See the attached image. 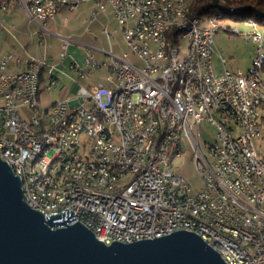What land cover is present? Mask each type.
<instances>
[{
  "label": "built area",
  "instance_id": "built-area-1",
  "mask_svg": "<svg viewBox=\"0 0 264 264\" xmlns=\"http://www.w3.org/2000/svg\"><path fill=\"white\" fill-rule=\"evenodd\" d=\"M87 1L93 3L87 23L110 11L116 28L102 26L107 39L118 30H126L130 37L139 35L150 50V60H143L132 43L118 53L107 50L102 60L87 50L82 65L75 60L69 63L71 89L62 86L57 99L42 103L40 93L49 92L57 84L55 65L44 58H21L10 52L0 56V157L20 177L22 196H27V203L37 205L45 219L55 216L54 221H79L95 228L105 244L153 238L155 232L169 227L188 231L197 228L209 246L228 258V264H262L261 255H247L243 245H235L227 235H212L205 220L195 217V210L208 207L220 224L241 232L244 242L264 247V234L253 236L239 230L231 223V213L239 212H231L221 203V196H229L221 193L226 177H233L242 186L244 199L250 201L243 179H239V172L246 169H253L264 201V169L253 152L254 139L264 136L255 126V118L264 114L258 85L246 90L248 98H254V116L252 122H245L233 102V94L227 93V86H232L226 80L228 69L216 71L213 66L211 28L192 25V15L189 21L177 25L189 24V32L179 36L182 51L172 49L173 57L159 62L164 40H172V32L169 37H162L164 23L177 14L172 0H125L127 4H138V11L125 13H117L113 0H22V7L45 30V24L62 8L75 9ZM158 1H167V8L158 9ZM179 5H185V0H179ZM0 8H7L6 0H0ZM225 21L221 20V28L226 27ZM245 24L256 27L248 20ZM177 26H171V31ZM38 37L44 41L42 31ZM248 39L261 43L259 33H249ZM191 46L200 48V57L191 56ZM256 53H264L261 45ZM59 56L65 59V52ZM198 61L210 63L214 86L204 87L197 77ZM220 62L225 64L222 59ZM20 64L25 66L14 68ZM105 65H112L120 73V80L105 75L93 88L81 82L97 69H105ZM180 65L188 66L187 83L193 97L200 100L199 110H191L190 104L181 102L178 92L175 104L166 102L169 86H176ZM33 71H41L42 79L33 78ZM111 84L120 85L115 106L105 102ZM20 106L32 111L28 119L21 115ZM93 110H104L107 122L96 120ZM164 117L175 121V135H168L163 129ZM201 120L215 127V139L207 143L222 156L221 182L211 181L209 164L197 158L206 177L199 191H189L180 173L165 163L156 149L155 138L165 135L167 144L178 142L181 149L185 142L196 157L193 126ZM239 128H246V135H239ZM51 134H58V143H51ZM82 134L85 139L81 141ZM25 158H32L35 171L25 169ZM121 171H130L128 182L123 187L105 188L108 176ZM204 191H212V200L203 199ZM186 192H195L196 202H189ZM184 206H191V214H184ZM217 208L227 209L226 219H219Z\"/></svg>",
  "mask_w": 264,
  "mask_h": 264
},
{
  "label": "bare ground",
  "instance_id": "bare-ground-1",
  "mask_svg": "<svg viewBox=\"0 0 264 264\" xmlns=\"http://www.w3.org/2000/svg\"><path fill=\"white\" fill-rule=\"evenodd\" d=\"M192 0H185V5H179V0H172V6H175V12L173 16L168 18V23H164L162 27V37H169L171 34V26H177L181 23L189 21V7ZM220 3H224L225 0H217ZM113 8L117 13L136 12L138 11V4H127L125 0H113ZM167 1H158V9H166ZM187 8V11H185ZM216 17V18H215ZM218 15H194L192 16V25L199 27H208L209 30V42L213 44V33L219 29ZM122 40L125 46H130L131 43L136 45V52L140 53V57L143 60H150V50L145 48L143 37L139 35L128 36L126 30H119ZM189 32V24H182L175 27L172 30V40H164L163 50L158 53L159 62H167L173 57V50L182 51V44H180L179 36ZM191 56L200 57V48L198 46H191ZM264 53L257 54L256 67L248 72H242L237 70L235 72L228 69L226 73V80L231 82L232 86H227V93L233 94V102H236V106H239V115L245 120V122H252L254 116V98H248L246 90H251L252 85H258L259 92L263 96L264 103V76H262L258 66L262 63ZM225 62L224 59H222ZM108 77L111 80H120V73L115 72L112 65H105ZM196 74L200 79L204 87L214 86L213 73L210 71V63L206 61H198L196 64ZM259 76V77H258ZM188 66L180 65L177 68L175 76L176 86H169V93H166L167 104H175V94L179 93V99L185 104H190L191 110L200 109V100L198 97H193L191 93V86L187 83ZM33 78L42 79L41 71H33ZM120 85L111 84L110 91L105 95V102L107 106H115V101L119 99ZM93 117L99 122H107V115L104 110H93ZM198 124L193 126V139L195 156H192L193 168L202 180L206 177V170L201 169V162L197 158H202L203 163L209 164L210 178L213 182H221V169L222 156H218L216 151L212 148L211 144L204 142L199 143L198 134L195 133ZM255 126L260 133L263 132L264 127V114H261V118H255ZM163 129H167L168 135H175V121H172L171 117L163 118ZM239 135H246V128H239ZM51 143H58V134H51ZM155 147L160 151L164 157L165 163L173 166V159L179 156L183 149L179 148L178 142H165V135H157L155 138ZM253 152L257 157V162L261 163V168L264 169V152L260 153L255 143L253 145ZM5 160L4 157H0ZM25 169L28 171H35V163L32 158H25ZM175 169V168H174ZM17 174L16 171H13ZM180 178L186 183L189 191H199V188L194 189L184 175L180 173ZM130 179V171H121L118 174H112L108 176V180H105V188L123 187ZM239 179H243V184L246 188V194L249 196V200L244 199L242 195V186L237 181H233V177H226V184L221 185V193H229V196H221L222 205L229 207L231 212V223L234 226H238L239 230H246L248 234L253 236H261L264 234V201L261 200V194L259 192L258 183L253 177V169H246V172H239ZM27 202V196H22ZM186 199L189 202H196L195 192H186ZM204 200H212V191L203 192ZM237 203V204H234ZM32 208L42 213V210L38 208L34 203H27ZM184 214H191V206H184ZM217 215L219 219H226L227 209L217 208ZM195 217H201L206 222V226L210 228L212 235H227V239L234 242L235 245H243L244 251L247 255H261L262 264H264V247H257L252 242H244V235L239 231H230V227H225L224 224H220L219 220L215 218L214 213L208 207H201V210H195ZM94 232L96 237L101 240L99 231H95V228H89ZM179 227H169L162 232H155L153 237H158L174 230H178ZM199 235L204 240V235L198 232L197 228H189ZM143 238L152 237H138L130 238V242ZM219 253V252H218ZM220 255V253H219ZM221 258L228 264V258L224 255H220Z\"/></svg>",
  "mask_w": 264,
  "mask_h": 264
},
{
  "label": "water",
  "instance_id": "water-1",
  "mask_svg": "<svg viewBox=\"0 0 264 264\" xmlns=\"http://www.w3.org/2000/svg\"><path fill=\"white\" fill-rule=\"evenodd\" d=\"M22 198L21 179L0 158V264H227L192 231L105 244L79 221H54Z\"/></svg>",
  "mask_w": 264,
  "mask_h": 264
},
{
  "label": "rangeland",
  "instance_id": "rangeland-1",
  "mask_svg": "<svg viewBox=\"0 0 264 264\" xmlns=\"http://www.w3.org/2000/svg\"><path fill=\"white\" fill-rule=\"evenodd\" d=\"M228 4L233 5L234 9V3ZM92 5V2H81L75 9H68L65 7L61 10L56 15L55 21L46 26V31H48H44L46 43L36 41V33L43 30L35 21L28 17L19 4H17V7L12 10V15L9 14V12L5 13L0 11V23L2 22V24H4L0 25V54L2 55L4 52H13L12 54L15 56L21 58L28 56V58L34 59L43 58L45 56L52 62L56 60L58 56L56 54H50V52L44 49L43 45L48 43V39L49 41H54V39L71 36L72 41L70 44L72 45H79L83 40L88 42L91 41L93 43L95 42L97 44H105L106 41L105 35L102 32V26L106 24L109 30H112V28L110 27L107 18L103 15H99L97 21L90 25L92 36L84 34V29L87 26V20L90 16V8ZM10 16H13L11 23ZM65 17H67V19H65ZM221 20L222 19L219 17V26H221ZM248 21L253 22L251 19H248ZM12 22H16L17 24L15 23V25L17 26L13 25ZM246 22L227 18L224 26L230 27V31L224 30V28L220 27V29L213 33V66L216 70L225 67L233 72L237 70L248 72L256 67L255 59L257 56V46L261 45L264 49V24L258 23L255 28H252L245 24ZM251 32L259 33L261 35V43L248 39V34ZM26 33H29L30 38L26 36ZM50 34L53 36H50ZM93 36L97 39H94ZM221 59L225 60L224 65H221ZM78 62L81 63L80 61ZM261 65L262 64H260L258 68L262 76H264ZM19 68L21 69L23 67L19 66ZM61 68L65 72L70 73L68 68L59 67V69ZM58 76L57 85L50 91L47 99H40V102L47 101L51 98L57 99L60 94L59 89L63 85L71 86V80L68 79L67 75L65 76L58 71ZM18 110L25 119H28L32 113L31 110L24 106L18 107ZM262 128V134H264V127ZM195 133L198 134L200 144H203L204 142H212L215 139L214 125L205 120L199 121ZM83 139H85L84 134L80 135V140L82 141ZM254 143L260 153L264 152V136L262 138H255ZM173 166L176 171L184 175L186 179L191 182L194 189L200 187L202 180L193 168L192 149L185 142L183 143V152L173 159Z\"/></svg>",
  "mask_w": 264,
  "mask_h": 264
},
{
  "label": "crops",
  "instance_id": "crops-1",
  "mask_svg": "<svg viewBox=\"0 0 264 264\" xmlns=\"http://www.w3.org/2000/svg\"><path fill=\"white\" fill-rule=\"evenodd\" d=\"M24 1H28V0H24ZM6 2H7V8L6 9H1L0 8V11L5 12V13L9 12V14H11V15L13 14L12 13V10L17 7V4H19L22 7V0H6ZM64 8H62L61 10H63ZM22 9H23V7H22ZM24 12H25V10H24ZM56 15L45 24V30L42 31L43 32V37H44V31L47 30L46 26L48 24H51L52 22L55 21ZM99 15H103L104 17L107 18V21H108L110 27L112 28V30L114 28H116L114 18L112 17L110 11H107L106 13H100ZM12 17L13 16H10V23L12 21ZM65 19H67V17H65ZM95 21H97V20H95ZM95 21H93L91 23H87V26L86 27H88V32H86L85 29H84V34L89 35V36H92V32L90 30V25L92 23H94ZM15 23L16 22H12L13 25H15ZM0 25H4V24H2V22H1ZM15 26H17V25H15ZM46 32H48V31H46ZM38 33H36V38H37L36 41L40 42L41 40L38 37ZM0 36H1V33H0ZM26 36L30 38L29 33H26ZM50 36H53V35L50 34ZM93 37H94V39H97L95 36H93ZM71 41H72V37L71 36L70 37H62L60 39H54V41H49V39H48V41H47L48 43L46 45H43L44 49L47 50L48 52H50V54H54V55L56 54L58 56L57 59L54 60V61H52V62L49 61L45 56L43 57L44 59H46L47 62L53 63L55 65V70H54L55 71L54 72L55 75L57 73V76H58V71H60L65 76L67 75V77H68L69 80H71L70 79L71 70L69 69V63L72 60H75L77 63H79L78 61H80L81 63H79V64L82 65L87 50L90 51L95 58H97L99 60H102L104 58L105 53H106L107 50L112 49L113 51H115L116 53H118L120 51V49H124V46H125L124 43H123V40H122V36H121V34H120L119 31H116L115 33H113V37L111 39H107V37L105 35V41H106L105 44H97L95 42L93 43L91 41L88 42L86 40H83V42L81 41L79 43V45H72V44H70ZM41 42L42 43H46L45 37H44V41H41ZM38 47H39V45H38ZM62 51L65 52V59H61L60 56H59L60 55V52H62ZM4 53H6V52H4ZM0 56H1V54H0ZM19 66L24 67L25 65L24 64H20V65H16L15 67L12 65V67H14V68H19ZM59 67L68 68V70H69L70 73L65 72L62 68L59 69ZM221 68H219L216 71L221 70ZM107 74H108V72H107L106 69H103V68L97 69L96 71H94V73L91 76H89L88 78L82 80L83 81L82 83L85 84V85H88L89 87H92L93 88L95 86V83H97L99 81H103L105 75L107 76ZM71 85H72V82H71ZM63 86H65V85H63ZM67 87L71 89V86L70 87L67 86ZM50 91L49 92H42V93H40L39 98L41 100L47 99ZM51 99H53V98H51ZM51 99H49L47 101H41V102L42 103H46V102L50 101Z\"/></svg>",
  "mask_w": 264,
  "mask_h": 264
},
{
  "label": "trees",
  "instance_id": "trees-1",
  "mask_svg": "<svg viewBox=\"0 0 264 264\" xmlns=\"http://www.w3.org/2000/svg\"><path fill=\"white\" fill-rule=\"evenodd\" d=\"M228 3H234V9L233 5ZM189 15H218V18L220 17L222 20L227 18L236 21L251 19L256 24H264V0H225L224 3L217 0H192ZM229 28L226 26L224 30L230 31ZM261 64V69L264 72V60Z\"/></svg>",
  "mask_w": 264,
  "mask_h": 264
}]
</instances>
